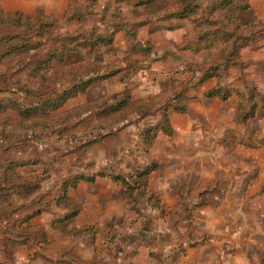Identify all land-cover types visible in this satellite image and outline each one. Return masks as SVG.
I'll list each match as a JSON object with an SVG mask.
<instances>
[{"label": "rangeland", "instance_id": "obj_1", "mask_svg": "<svg viewBox=\"0 0 264 264\" xmlns=\"http://www.w3.org/2000/svg\"><path fill=\"white\" fill-rule=\"evenodd\" d=\"M17 1L0 0V5L6 10ZM168 1H154L144 10L154 13ZM118 3L97 0L85 8L89 1L69 0L63 16L44 13L57 24L56 31L46 33L53 39L79 31L107 36L118 24L117 16L132 25L147 15L136 8L121 11ZM250 9H232L230 15L256 23L251 45L238 51L237 65L206 80L215 78L217 85L203 94L199 88L206 81L199 80L216 53L209 57V50L185 49L196 43L190 35L177 50L204 58L181 61L179 56L175 64L163 63V70L155 72L147 61L137 60L153 50L150 41L147 48L134 44L142 27L134 39L121 31L132 43L126 56L113 44L100 49V58L90 57L109 66L106 73L116 74L51 113L72 111L63 124L22 130L34 140L20 146L30 153L29 160L14 158V144L22 141H8L0 126V166L9 167L0 176V206L11 219L18 215L0 227V264H264V90L250 88L246 93L224 84L232 69L242 81L248 68L264 77V19H250ZM78 10V18L70 19ZM21 45L0 46V100L30 106L39 99L26 96L23 89L37 75L35 61L46 54L32 49L16 58L19 52L13 49ZM13 85L21 91L18 96L5 90ZM217 86L232 93L228 100L237 97L231 120L212 119L191 107L228 101L206 97ZM240 93L248 111L257 104L256 113L245 121L240 120ZM118 104L122 110L113 113ZM178 107L185 109L176 111ZM5 115L19 117L10 108L0 112V118H10ZM27 165L37 166V171L20 175L17 169ZM17 194L36 205L21 210L9 202ZM94 204L95 225L72 227V220ZM47 210L61 215L49 225L30 223ZM102 233L106 243H101Z\"/></svg>", "mask_w": 264, "mask_h": 264}, {"label": "trees", "instance_id": "obj_2", "mask_svg": "<svg viewBox=\"0 0 264 264\" xmlns=\"http://www.w3.org/2000/svg\"><path fill=\"white\" fill-rule=\"evenodd\" d=\"M86 1H89V4L85 8L97 2V0ZM154 1L141 0L138 5H151ZM249 1L210 0V5L206 6V0H169L164 7L142 16L132 25L126 23L128 20L123 16L120 15V18L117 16L118 24L107 36L79 31L75 34L59 35L54 39L46 33L50 30L56 31L57 24L53 17H47L41 12L31 15L21 11H6L0 5V46L22 43L20 47L13 49L19 52L15 54L16 58L28 55L32 49L46 54L43 60L35 61L34 72L37 75H31L23 89L26 90L24 91L26 96H33L32 98H38L39 101L34 105L22 106L21 102L11 99L13 97L10 98L9 104L0 100V112L10 108L19 114V117L14 120L0 118L1 131L6 132L9 126L29 131L38 127L52 129L63 124L72 111L61 115H51V113L61 109L67 101L86 93L89 87L116 74L115 71L106 73L109 66L91 62L90 57L94 55L95 58H100V49L103 46L113 45L118 32L122 31L129 39H134L140 28L154 21H175L176 24L171 29L185 28L187 30L184 41L193 35L197 44L194 43L192 46L188 44L185 49L196 52L209 50V57L213 55L212 53H216L214 56L216 60L211 62L210 67L199 80L200 84L209 78L221 76L230 67L238 64V51L244 46L251 45V34L256 23H243L230 15L232 9L247 11L251 7ZM80 11H76L70 19L78 18L75 15ZM38 40H41L40 44ZM243 40L246 41L243 42ZM215 48L217 51H214ZM22 69L23 67L19 70ZM64 84L69 86L63 88ZM32 85H34V93L31 90ZM8 89L9 87L6 86V92ZM14 93L18 96L16 91ZM240 95L241 93L238 94ZM231 96L230 91L223 90L220 86L206 94L208 98H219L224 101ZM254 104L252 110L248 111L244 96H240V120L245 121L256 113L257 104ZM121 105L115 106L113 113L121 111ZM262 108L264 110V107ZM184 109L178 107L175 110ZM4 166L8 170L9 167ZM73 215L68 216L67 219H71ZM87 228H82L81 232Z\"/></svg>", "mask_w": 264, "mask_h": 264}, {"label": "crops", "instance_id": "obj_3", "mask_svg": "<svg viewBox=\"0 0 264 264\" xmlns=\"http://www.w3.org/2000/svg\"><path fill=\"white\" fill-rule=\"evenodd\" d=\"M121 0H118V5H115L116 7H120L121 11L127 10V9H134L140 10L141 13L147 14L149 12L145 11L144 9L148 7V5L145 6H139L140 0H131V2H120ZM158 1H166V0H155ZM68 2L69 0H20L17 2H13L11 6H7L8 9L6 11H21L24 13H35V12H41V13H52L55 16H63L64 13L68 9ZM117 2V1H116ZM119 4H121L119 6ZM125 4V5H123ZM107 5V4H106ZM251 9L247 12V15H250V19H264V0H250ZM127 7V9H124ZM144 11H143V10ZM140 13V14H141ZM71 24L73 22H70ZM176 24L175 21H161L156 22L152 26L143 27L139 32V41L135 42L134 44L140 43L141 48H147L148 41L152 44V53L148 55H140L137 57L138 62L140 61H147L152 69L155 70V72L162 71V64H168L171 63L175 64V59L177 57H181V61L186 60H192L199 62L201 58H204L203 54H199L198 56H194V53H191L189 51H181L179 52L177 50L178 46H180L185 39V36L187 34V30L185 28H177V29H169L168 26ZM114 49L119 51V48H122L121 55L126 56V52L128 51L127 47L131 46L132 43L128 41L122 32H118L115 35L114 38ZM149 42V43H150ZM261 58H264V56H261ZM122 65H124L122 63ZM172 67V66H170ZM238 70L232 69L229 71L228 74H226V77L224 79V84L229 89H238L241 92H248V89H258V90H264V77L261 73L258 71L253 70L252 68H248L244 70V74L246 75V78L244 81L240 80L238 77ZM121 76V75H118ZM117 76V77H118ZM12 80V79H11ZM217 85V79H210L206 81L200 88L199 93H204L208 91L211 87H214ZM10 89H8L7 93L15 96L14 92L16 91L19 94H21V91H18L14 85L8 86ZM12 88V90H11ZM14 91V92H12ZM237 97L233 96L230 100L226 102L221 101H212L207 106L201 105V104H191V107L194 108L197 112H200L204 114L205 116H210L212 119H217L220 121H228L234 118L236 110H237ZM16 115V114H15ZM6 117H10L14 119V116L5 115ZM177 117V116H176ZM181 116H178L180 118ZM26 133L22 132L21 129H18L15 126H10L6 130V138L8 141L12 143H19L20 144H14L15 146L13 149L17 148L18 151V157H14L19 159L20 161H27L30 158V153L26 154V151L24 148L20 147L26 140H28L27 144L33 143L34 140L31 141L32 136L26 135ZM34 139V138H33ZM26 146V145H25ZM33 158V157H32ZM38 167L34 165H27L23 166L17 169L20 175H28L34 171H37ZM4 170H6L5 167L2 165L0 166V176L2 173H4ZM8 171V170H6ZM10 172V171H9ZM11 204L15 206L21 205V210L28 208H33L35 204L34 200L29 199V201H23L22 197L17 195H12L11 200L9 201ZM26 204H29V206H26ZM51 205H55L54 201L49 202ZM1 206L3 204H0ZM24 205V206H22ZM0 206V227L4 228L3 225H6L7 222H10L11 220H14V215L11 219L10 216L7 215V211L1 209ZM95 204L92 206V209L85 208L83 209L80 214L75 217V219L72 220V227L74 228H80L86 225H95L97 219H96V212H95ZM26 211V210H24ZM48 211V210H47ZM44 212L40 216L36 217L35 219L31 220L30 223L34 225H49L51 222L54 221L55 218L60 217V211L57 213L54 212ZM107 214V213H106ZM18 222V221H17ZM50 228V227H49ZM50 234L52 236L56 235L52 231H50ZM103 234V239L101 243H106L104 241L105 235ZM99 234H96L95 237H98ZM119 236V235H118ZM51 237V236H50ZM61 242V240H59ZM97 243V240L94 242V244ZM98 244V243H97ZM109 247H114L112 243H107Z\"/></svg>", "mask_w": 264, "mask_h": 264}]
</instances>
